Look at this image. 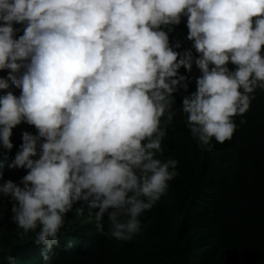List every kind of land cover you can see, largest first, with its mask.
I'll return each instance as SVG.
<instances>
[{"label": "clouds", "instance_id": "clouds-1", "mask_svg": "<svg viewBox=\"0 0 264 264\" xmlns=\"http://www.w3.org/2000/svg\"><path fill=\"white\" fill-rule=\"evenodd\" d=\"M176 25L195 57L179 49ZM262 48L264 0H0V145L12 150L21 123L36 130L22 132L9 165L26 174L6 179L0 196L19 235L35 232L44 246L42 264L67 214L89 220L98 237L138 235L140 217L178 175L162 146L173 94L187 91L195 64V90L179 110L211 150L264 90ZM6 264L18 260L9 254Z\"/></svg>", "mask_w": 264, "mask_h": 264}, {"label": "trees", "instance_id": "trees-1", "mask_svg": "<svg viewBox=\"0 0 264 264\" xmlns=\"http://www.w3.org/2000/svg\"><path fill=\"white\" fill-rule=\"evenodd\" d=\"M174 29L181 52L192 49L177 25ZM22 34L16 33V38ZM7 71L0 70V77ZM178 72L186 74L183 67ZM188 75L192 82L187 91L173 94V122L164 124L162 118L167 130L163 158L178 161V175L160 201L140 217L141 232L130 241L98 237L89 220L67 214L51 264H264V90L257 88L248 111L233 117L237 127L232 138L224 143L213 138L214 147L204 151L179 110L183 96L195 90L200 75L195 64ZM10 90L19 95V89ZM24 131L36 134L34 126L21 123L12 129V150L0 145V185L26 174L23 168L9 167ZM5 200L0 196V264H6L9 254L18 264H42L44 246L35 244V232L19 235L23 230L11 221ZM107 227L105 217V231ZM69 241L73 246L65 251Z\"/></svg>", "mask_w": 264, "mask_h": 264}, {"label": "rangeland", "instance_id": "rangeland-1", "mask_svg": "<svg viewBox=\"0 0 264 264\" xmlns=\"http://www.w3.org/2000/svg\"><path fill=\"white\" fill-rule=\"evenodd\" d=\"M20 186H22V185H20Z\"/></svg>", "mask_w": 264, "mask_h": 264}]
</instances>
